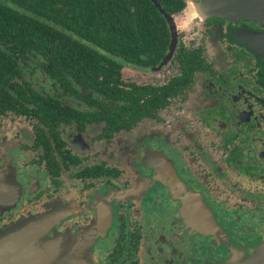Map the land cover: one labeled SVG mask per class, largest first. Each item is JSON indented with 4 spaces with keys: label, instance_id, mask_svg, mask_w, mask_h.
<instances>
[{
    "label": "flooded vegetation",
    "instance_id": "obj_1",
    "mask_svg": "<svg viewBox=\"0 0 264 264\" xmlns=\"http://www.w3.org/2000/svg\"><path fill=\"white\" fill-rule=\"evenodd\" d=\"M180 13L164 64L168 41L153 65H119L126 104L32 80L66 117L0 115L19 190L0 230L62 213L48 235L91 228L92 264H264V24L210 16L180 32Z\"/></svg>",
    "mask_w": 264,
    "mask_h": 264
},
{
    "label": "trees",
    "instance_id": "obj_2",
    "mask_svg": "<svg viewBox=\"0 0 264 264\" xmlns=\"http://www.w3.org/2000/svg\"><path fill=\"white\" fill-rule=\"evenodd\" d=\"M154 1L168 17L183 8L182 0ZM170 40L150 0H0V115L66 117L71 110L40 97L32 80L126 104L128 92L115 89L119 65H153Z\"/></svg>",
    "mask_w": 264,
    "mask_h": 264
},
{
    "label": "water",
    "instance_id": "obj_3",
    "mask_svg": "<svg viewBox=\"0 0 264 264\" xmlns=\"http://www.w3.org/2000/svg\"><path fill=\"white\" fill-rule=\"evenodd\" d=\"M157 11L168 23L171 40L169 51L159 65L164 64L173 50L175 35L172 19L166 16L155 3L150 0ZM202 8L212 15L236 17L258 21L264 24V0H203ZM15 184L5 182L0 177V214L3 210L12 208L16 198H9ZM42 223L18 222L5 227L0 232V264H87L89 252H86L85 233L66 237L63 242L58 239L50 242L40 227Z\"/></svg>",
    "mask_w": 264,
    "mask_h": 264
},
{
    "label": "rangeland",
    "instance_id": "obj_4",
    "mask_svg": "<svg viewBox=\"0 0 264 264\" xmlns=\"http://www.w3.org/2000/svg\"><path fill=\"white\" fill-rule=\"evenodd\" d=\"M202 3L203 0H197V9L204 14L206 17H210V16H217V15H212L211 13L206 12L203 8H202ZM223 18H228V19H237L236 17H228V16H224ZM182 19V13H180L175 19H174V25L177 27V25L181 22ZM241 19V18H239ZM252 21V20H251ZM173 22V20H172ZM256 22V21H253ZM258 22V21H257ZM121 79L122 80H126V81H131L134 80L136 82H141L143 79V76H139L136 73L127 70V69H121L120 71ZM160 76V72L155 73L154 75H151V78H155L154 80L158 79ZM32 85L34 87H36L35 83L33 82ZM3 129L0 131V148L5 146H7L8 150H9V154L11 156L12 159H15L17 157V153L15 150V143L12 141V135L15 134L14 132V128H10L5 122H3ZM3 135H5V138H3ZM4 140H9V141H4ZM11 159V161H12ZM8 168L3 169L2 167H0V177L2 178V180H4L5 182H11L13 184H15L16 188H12L13 190H11L12 192L9 193V191L6 192V195L13 199L16 198V201L14 202V205L12 206V208L16 205L18 198H19V190H18V186L16 185V178H15V173L12 167V164L10 165V163L7 160V166ZM11 209V208H9ZM7 209V210H9ZM6 210H3L1 213L5 212ZM62 214V213H61ZM60 213H56L55 216H53L52 214H45V215H41L38 217H34V218H22L19 219L18 221H16L15 223L20 222H29V221H34V223L40 222L42 223L41 225H43V227H40L41 229L44 230V235L45 237L50 241L53 242L55 244V241L60 239L63 242V239H65L66 237H71V236H75L77 235L79 232L81 233H85V235H83L86 238V252H89L88 255V262L87 264H92L91 262V245L93 242V237L92 236H88V231L91 230L90 229H80L77 230L76 232H74L72 235H66V234H60V233H54L52 236H49L48 233L50 232V230L54 227V225H56L57 223H59V221L62 219V215ZM53 216V217H52ZM14 224V223H12ZM9 226V225H8ZM7 227V226H6ZM93 228V227H92ZM5 231V227H3L0 232Z\"/></svg>",
    "mask_w": 264,
    "mask_h": 264
},
{
    "label": "clouds",
    "instance_id": "obj_5",
    "mask_svg": "<svg viewBox=\"0 0 264 264\" xmlns=\"http://www.w3.org/2000/svg\"><path fill=\"white\" fill-rule=\"evenodd\" d=\"M181 13L182 19L177 25L180 32H191L196 25L206 20V16L197 9V0H185V8Z\"/></svg>",
    "mask_w": 264,
    "mask_h": 264
}]
</instances>
